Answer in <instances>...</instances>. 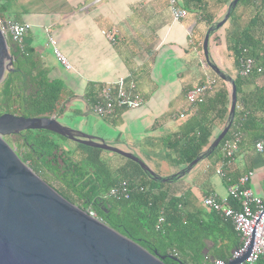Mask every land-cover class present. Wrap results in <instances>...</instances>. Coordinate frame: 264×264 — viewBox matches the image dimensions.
I'll return each instance as SVG.
<instances>
[{"label": "crops", "instance_id": "0c3cea01", "mask_svg": "<svg viewBox=\"0 0 264 264\" xmlns=\"http://www.w3.org/2000/svg\"><path fill=\"white\" fill-rule=\"evenodd\" d=\"M231 1L176 0L177 7L187 12L177 21L167 0H2V3L7 9V22L29 25L19 47L32 51L49 69V76L63 84L67 99L59 121L135 154L155 174L167 178L185 168L175 163L172 151L161 142L178 131V115L190 107L185 93L195 85L212 84L219 79L229 90L230 101L231 87L208 66L202 44L208 29L222 20ZM245 29H250L264 47L263 1L237 3L223 26L208 38L209 60L232 79L239 76L238 65L227 43ZM107 35L114 41H109ZM49 38L57 42L68 68L54 58ZM119 77L135 83L142 105L133 110L119 109L109 118L93 115L90 104L98 87ZM247 80L242 87L244 92L264 87L263 75ZM236 108L238 112L241 110L237 103ZM239 116H234L236 123L227 138L242 129L231 161H223L220 149L168 184L170 196L182 197L186 211L199 212L205 220L210 214L202 205L205 196L229 202V182H236L248 172L252 173L248 187L253 189V159L255 155H264L256 151L255 143L263 141L264 123L259 113L250 115V120L240 126ZM222 129L218 125L212 127L210 143ZM102 159L117 174L134 169L119 155L110 161ZM220 166L226 177L216 174ZM226 236V232L222 234V251L231 255L235 246ZM211 253L213 244L207 241L204 254L211 258Z\"/></svg>", "mask_w": 264, "mask_h": 264}, {"label": "trees", "instance_id": "16d2710c", "mask_svg": "<svg viewBox=\"0 0 264 264\" xmlns=\"http://www.w3.org/2000/svg\"><path fill=\"white\" fill-rule=\"evenodd\" d=\"M244 1L247 0H240L238 4ZM6 11L0 0V20L3 22L6 21ZM7 42L12 70L5 74L0 84V115L9 113L29 118L55 114L60 117L67 99L62 82L49 76V69L32 51L21 49L10 38ZM227 49L237 65L241 58L250 57L257 67L262 68L261 72L255 70L248 77L264 76V47L250 29L230 39ZM248 77L233 79L237 107L241 108L239 112L235 108L234 116L240 115L237 121L240 126L250 120V115L259 113L264 123V87L244 92L242 87ZM229 103V90L216 79L201 101L189 105L184 118L180 119L178 131L161 139L163 146L172 151L177 165L187 166L208 148L212 127L225 126ZM235 123L233 120L225 138L207 159L221 149ZM240 129L236 132L242 134ZM18 135L20 159L45 183L81 210L93 212L95 218L112 230L149 253L163 257L165 264L228 262L231 255L222 251V234L225 232L235 248L240 244L239 235L228 219L212 210L206 220L199 212L186 211L182 197L169 195L170 182L152 179L130 160L127 162L134 169L117 174L102 159L103 150L75 144L67 147L63 145L64 138L47 131H26ZM122 180L132 188L129 197H105ZM228 200L237 208L231 197ZM160 216L163 221L158 223ZM207 241L213 244L211 258L204 254ZM255 264L264 262L259 259Z\"/></svg>", "mask_w": 264, "mask_h": 264}, {"label": "water", "instance_id": "95a60500", "mask_svg": "<svg viewBox=\"0 0 264 264\" xmlns=\"http://www.w3.org/2000/svg\"><path fill=\"white\" fill-rule=\"evenodd\" d=\"M238 1L230 2L224 17L208 29L202 44L208 66L231 87L225 126L201 155L170 177L158 176L131 152L62 124L55 114L29 118L9 113L0 115V264H165L163 257L149 253L67 201L35 174L3 137L47 131L89 148L117 154L136 163L161 183L178 180L211 155L233 122L236 86L231 77L209 60L208 38L223 26ZM11 70L10 46L0 28V84ZM249 253L250 249L224 264H240Z\"/></svg>", "mask_w": 264, "mask_h": 264}, {"label": "built area", "instance_id": "2783aa9c", "mask_svg": "<svg viewBox=\"0 0 264 264\" xmlns=\"http://www.w3.org/2000/svg\"><path fill=\"white\" fill-rule=\"evenodd\" d=\"M172 17L175 21L187 15L186 10L177 7L176 0H167ZM257 4L261 0H251ZM0 28L5 38H10L17 45L21 44L22 38L26 30L29 28L27 24H18L11 21L3 22L0 20ZM109 41H114L112 36L107 35ZM48 45L51 52L58 63L68 68L69 63L58 48L57 42L53 38H49ZM261 72L262 68L257 67L254 60L250 57H243L238 63V75L248 77L254 71ZM210 83L198 84L193 86L185 93V100L188 104L201 101ZM143 103L141 95L136 89V85L132 81H128L123 77L117 78L113 83L101 84L95 94L93 102L90 104V111L93 115L101 118L113 117L119 109L133 110L140 107ZM179 119L184 118V113L178 115ZM241 134L236 132L232 138L226 139L221 146L223 161L228 163L233 159V155L238 149ZM255 149L258 153L264 152V142L255 143ZM216 174L226 177L222 167L216 169ZM248 172L241 176L236 182L228 185V196L237 204V208L231 206L227 200H219L213 195L205 196L202 205L208 209L219 213L222 217L228 219L238 233L240 244L235 248L229 260L240 257L244 252L250 249L247 259L240 264H255L259 259L264 262V201L254 195L248 187V181L251 176ZM143 190L142 187L139 188ZM132 188L126 180H122L119 184L112 187L107 193V198H128ZM87 214L95 217L94 213L89 211ZM163 218L160 216L158 223ZM224 261L216 260L213 264H224Z\"/></svg>", "mask_w": 264, "mask_h": 264}, {"label": "rangeland", "instance_id": "374dc122", "mask_svg": "<svg viewBox=\"0 0 264 264\" xmlns=\"http://www.w3.org/2000/svg\"><path fill=\"white\" fill-rule=\"evenodd\" d=\"M61 143L63 144V142H60V144ZM63 145L73 146L71 142H64ZM117 156L118 155L108 151L101 152V157L108 161L113 160V158H116ZM253 171L254 177H251L252 191H255L256 194L258 193L257 195H259L264 201V155H255V158L253 159Z\"/></svg>", "mask_w": 264, "mask_h": 264}, {"label": "flooded vegetation", "instance_id": "af4514ba", "mask_svg": "<svg viewBox=\"0 0 264 264\" xmlns=\"http://www.w3.org/2000/svg\"><path fill=\"white\" fill-rule=\"evenodd\" d=\"M19 135H7V136H4L3 139L8 143V145L13 148L16 152V154L19 156L20 152V148L17 146L18 145V140L16 137H18ZM63 142H71L72 144H75V145H80L78 143H75L73 141H70V140H67V139H64ZM83 146V145H82ZM68 147V146H67Z\"/></svg>", "mask_w": 264, "mask_h": 264}]
</instances>
